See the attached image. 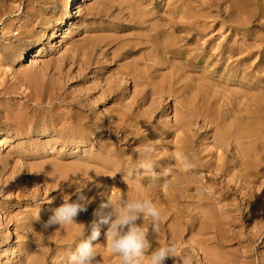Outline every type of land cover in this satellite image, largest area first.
I'll list each match as a JSON object with an SVG mask.
<instances>
[{
	"label": "bare ground",
	"instance_id": "obj_1",
	"mask_svg": "<svg viewBox=\"0 0 264 264\" xmlns=\"http://www.w3.org/2000/svg\"><path fill=\"white\" fill-rule=\"evenodd\" d=\"M3 1L0 0V13L2 16L11 14L15 8L1 6ZM81 1L70 0L60 31L65 32L67 22L74 19ZM101 1L106 5L115 0ZM149 1L129 0V10L133 11V15L138 13L139 17L136 18L140 27H137L139 30L136 40L124 44L120 51H124V56L128 59L138 52L141 56L135 62L129 63L131 68H125L123 72L125 79L122 80V77L117 76L113 82L110 78L105 80L106 86L101 95L102 97L112 95L110 99L115 100L117 86L121 87L119 83L131 80L134 89L138 91L137 101L150 100L152 113L164 109L165 99L174 102V122H167L160 127L164 130L172 129L173 132L181 130L185 138L171 148L173 155H169V162L175 160L174 155H179L175 167L171 169L168 177L160 178L164 182L168 181L167 188L159 189L155 183V181L159 182V178L153 181L147 176L143 177V170H140L138 165L132 173L134 169L131 168L132 165L142 159L139 154L127 159L115 148L110 150L101 146L99 159L98 156H92L89 165L77 164L67 170L60 165L58 169L46 164L31 166L29 171L32 179L46 184L44 188L46 192L58 188L59 196L63 200L68 196H74L76 199L75 193L79 187L90 203L87 204L86 211L77 215L76 223L63 227L57 225L43 230L41 227L51 214L31 212L22 218H15L12 217L11 206H5L6 204L0 202V228H3L0 229V257L2 254L6 260L2 264H67L70 252L90 234L88 225L94 218V211L100 207V201L107 200L109 193H104L102 189L107 190L108 187L113 192V200L117 203L124 197L147 199L151 200L160 211V231L157 237L151 232V218L144 221L141 218L136 222L138 225H143L151 245L145 251L141 264H149L151 251L159 246H167L170 242L180 244V254H191L194 264H229L228 255L221 250L229 248L231 242L242 237L247 242L256 243L264 237V181L260 182V178L264 175L262 174L264 172V86L259 84L264 82V77L251 72L242 76L239 82L246 81L254 87L249 89L244 87L239 92H233L232 96H223L222 102L225 107L223 110H220L215 103L207 104L211 100L208 99L210 97L208 91L203 98L207 105H204V108L198 106L196 101L200 92H205V89L197 88L198 95L194 89L189 88V84H184L179 90L180 87L178 88L175 82L158 77V71L163 66H168L167 63L171 60L172 67H176L175 60L184 59L187 64L185 62L182 65L187 67L197 62L208 61L215 56L224 66L235 55L251 54L256 48L255 45L218 46L216 49L212 46L209 49L208 45L199 44V47L194 41L197 36L204 35L207 28L196 27L195 22L197 23L199 19L197 10H209L210 13L215 11L220 17L224 16L220 20L224 25L228 26L229 23L230 27L240 28L249 25L256 17L264 19V0H167V9L162 7L161 11L164 18L155 23H149L145 18H141L154 15L150 9L151 4H148ZM23 4V1L20 2L19 9ZM25 9L26 14H29L28 18L31 17L28 7ZM6 27L7 24L4 25L3 32L8 30ZM23 28L21 27V30ZM54 29L50 26L44 33ZM20 34H16V37L22 42ZM26 34L27 38L35 36L33 31H27ZM51 38L52 34L48 39ZM191 43L196 46L195 49L201 48L202 51L191 53L192 50L185 48L187 44L192 45ZM25 47L21 43L17 46L14 43L7 45L0 43L3 59L13 66L24 60L29 50ZM214 49L216 52L213 53ZM40 52L39 48L32 57L36 58ZM173 74L175 75L174 72ZM26 77H29L28 74L24 78ZM17 90V85L13 84L6 86L3 92L11 95L16 94ZM58 97L56 93L52 98ZM211 97L213 98L212 95ZM78 101L79 99L75 103ZM79 107H82V104ZM2 113L3 111L0 110V114ZM2 115L0 116V152H4L8 147L17 148L12 147L13 138L27 137L41 142L44 138L49 136L51 138L52 134L62 141L68 140L76 147L84 146L88 140L93 139L94 135L97 140H101L107 134L115 132L116 124L119 122L125 124V127L122 126L120 129L124 136L123 140L128 142L127 138L131 136H127L126 133L130 128L134 127L135 123H144L141 118L137 122H131L133 125L126 124L132 115L129 109L126 111L121 109L119 119H109L105 123L91 122L81 109L75 113V118L68 114L60 116V122L51 120L50 123L53 125L33 123L32 118L28 120L26 117L20 120L11 113V109ZM200 131L212 144L206 153L205 150L196 148L195 138L200 136ZM134 132L132 131L131 134ZM36 142L34 141V144ZM152 147H150L152 149L150 159L157 155ZM142 151L143 149L140 152ZM35 152L36 149L33 148L28 153ZM11 156L7 155L0 159V168ZM181 157H187L193 167L186 169ZM124 166L130 169L119 176L118 173ZM114 178H118L120 182L114 181ZM209 181L211 184H208ZM258 185L262 187L258 188ZM35 197L36 195L33 196L29 191L19 190L16 199L31 198L32 200ZM14 224L16 237L12 238L9 229ZM247 227L249 231L246 233ZM105 232L106 226H101V236L93 242V246H96V259L100 264H120L119 257L111 253L105 245ZM53 245L54 248H51ZM165 264H174V262L169 258Z\"/></svg>",
	"mask_w": 264,
	"mask_h": 264
},
{
	"label": "rangeland",
	"instance_id": "obj_2",
	"mask_svg": "<svg viewBox=\"0 0 264 264\" xmlns=\"http://www.w3.org/2000/svg\"><path fill=\"white\" fill-rule=\"evenodd\" d=\"M22 1L24 4L19 9ZM69 2L70 0H4L1 3V6H10L15 10H12L9 15L2 16L0 13V43L2 45L14 43L15 46L21 43L24 47L26 45L25 49H29L24 60L15 66L6 62L0 51V110L3 111L2 114L11 109V113L20 120L26 117L28 120L32 118L33 123L53 125L50 123L51 120L60 122L59 117L68 114L75 118V113L81 109L91 122L105 123L109 119H119L121 109L124 111L129 109L132 115L126 124L137 122L141 118L144 123H135L136 125L130 128V131L126 133L127 136H131L127 138L128 142L123 140L124 136L120 129L122 126L125 127V124L120 122L116 124V131L112 134H107L103 139L100 138L101 140H97L94 135L93 139L79 147L68 140L58 139L54 134L41 142L27 137L13 138L12 147L17 148L8 147L4 149V152H0V159L12 155L0 168V202L6 204L5 206H11L12 217L15 218H22L31 212L52 215L53 209L64 203L59 196L58 188L46 192L44 189L46 184L32 179L29 171L31 166L46 164L58 169L60 165L67 170L77 164L89 165L92 156H98L97 159H99L101 146L110 150L115 148L127 159L130 156H138L137 154L145 146L149 148L154 146L152 148L156 150L157 155L150 160L155 171L159 173L164 167L171 169L175 167L179 155H174L175 160L169 162V155H173L171 148L185 138L181 130L173 132L172 129L164 130L160 127L167 122L173 123L175 120L174 102L171 99H165L162 111L152 113L150 100L137 101L138 91L134 89L131 80L119 83L121 87L117 86L115 100L110 99L112 95L105 97L101 95L106 86L105 80L110 78L113 82L117 76L122 77V80L125 79L123 72L127 67H132L129 63L135 62L141 56L138 52L128 59L124 56L125 52L120 51L124 44L136 40L137 30H139L137 27H140L136 18L139 17L138 13L133 15V11L129 10V0H115L106 5L102 4L101 0H82L77 6V14L73 20L67 22L64 32L60 31V28L64 23ZM166 3L167 0H150L148 4H151L150 9L154 15L141 18H145L149 23L160 22V19L164 18L161 12L162 7L167 9ZM26 7H28V13L32 15L29 18ZM197 13L199 19L197 23L195 22L196 27L207 28L206 33L197 36L194 41L199 47V44H203L208 45L209 49L212 46L216 49L218 46L238 45L244 47L255 45L256 48L251 54L243 53L233 56L224 66L215 56L208 61L189 65L190 67L186 65L183 67V63L187 64L184 59L175 60L176 67H172L171 60L167 63L168 66H163L158 71V77L175 82L177 87H180L179 90L184 84H189V88L194 89L198 95L197 88L205 89V92H200L196 101L198 106L204 108V105L215 103L220 110H223L225 109L222 102L223 96H232L233 92H239L244 87L247 89L254 87L246 81L239 82L242 76L251 72L264 77V19L256 17L249 25L237 28L230 27L229 23L228 26L224 25L220 21L224 16L220 17L215 11L210 13L209 10H197ZM5 24L8 25L6 27L8 30L3 32ZM50 26L55 29L47 30L46 34H52V38L48 39L49 35L44 32ZM21 27H24L23 30ZM27 31H33L35 36L27 38ZM16 34L21 35L22 42ZM195 47L194 44H187L185 48L192 50L191 53L202 51L201 48L195 49ZM39 48L40 55L36 58L32 57ZM215 49L213 53L216 52ZM27 74L29 77L24 78ZM13 84L18 87L16 94L6 95L3 90L6 86ZM259 84L264 86V82ZM207 91L210 93L208 99L211 100L206 104L203 98L206 97ZM56 93L59 97L53 99ZM78 99V103H75ZM80 104L82 107H79ZM170 106L172 109L169 110ZM2 114L0 116H3ZM132 131L135 132L131 134ZM199 133L200 136L195 138L196 148L205 150L206 153L212 147L211 141L205 134L202 135V131ZM33 148L36 152L28 153ZM161 158L163 160H160ZM138 164L139 162L132 165L131 168H134L132 173ZM128 169L130 167H122L118 173L119 176L126 173ZM142 176L151 179L150 175L142 174ZM161 177L163 176L157 177L159 182L155 181V183L159 189H165L164 180H160ZM263 177L260 178V182L264 181ZM114 181L120 182L118 178H114ZM208 184L211 182L209 181ZM19 190L29 191L36 197L32 200L31 198L17 200ZM102 191L110 194L111 189L108 187L107 190L102 189ZM71 200H75V197H71ZM103 200L100 201L101 204L107 202ZM248 228L246 233L249 231ZM0 229L3 230L2 227ZM9 234L13 235L12 238L16 237L15 224L9 229ZM54 245L51 248H54ZM221 251L228 255L229 264H264V237L256 243L247 242L245 238L240 237L231 242L229 248ZM180 255L179 251L177 258ZM5 261L1 254L0 264ZM172 261L174 262L173 258Z\"/></svg>",
	"mask_w": 264,
	"mask_h": 264
},
{
	"label": "clouds",
	"instance_id": "obj_3",
	"mask_svg": "<svg viewBox=\"0 0 264 264\" xmlns=\"http://www.w3.org/2000/svg\"><path fill=\"white\" fill-rule=\"evenodd\" d=\"M152 149L145 146L143 151L139 153L142 159L139 160L138 167L143 175H150L155 181L157 177H168L171 173L170 167H164L161 172L157 173L150 160ZM186 169H191L193 164L187 157H181ZM167 188V180L163 184ZM76 199L71 200L68 196L64 198V203L53 209V214L42 225L43 230H48L57 225L60 227L76 223L77 215L87 210V204L90 203L83 191L76 190ZM71 201V202H69ZM110 209V211H105ZM93 220L88 225L89 235L82 240L68 255L67 264H100L96 258V251L93 242L101 236V226H106L104 233L107 249L119 257L120 264H141L145 257V251L151 247L148 235L143 225L136 222L139 219L143 221L151 218V232L154 236H158L160 227V211L151 200H141L132 198H121L118 203L112 198V191L107 197V202L102 203L100 207L94 211ZM180 244L170 242L167 246H159L149 254V264H165L169 258L174 259V264H194L191 254H181L177 258L180 251Z\"/></svg>",
	"mask_w": 264,
	"mask_h": 264
}]
</instances>
